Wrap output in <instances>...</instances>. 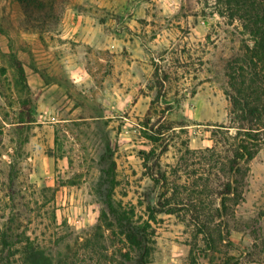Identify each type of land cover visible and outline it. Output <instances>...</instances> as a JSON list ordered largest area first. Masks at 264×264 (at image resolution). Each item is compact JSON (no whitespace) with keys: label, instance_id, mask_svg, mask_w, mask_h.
Returning a JSON list of instances; mask_svg holds the SVG:
<instances>
[{"label":"rangeland","instance_id":"obj_1","mask_svg":"<svg viewBox=\"0 0 264 264\" xmlns=\"http://www.w3.org/2000/svg\"><path fill=\"white\" fill-rule=\"evenodd\" d=\"M54 1L51 19L31 23L15 0H0V264H23L13 243L27 238L55 259L108 264L83 241L103 209L111 161L113 200L140 222L158 211L149 264H264V180L249 173L243 201L206 235L191 218L193 206L217 203L198 193L213 167L205 149L210 125L232 123L227 63L253 45L247 22L224 0ZM10 53L34 103V123L20 129ZM157 122L171 129L152 142L145 135ZM150 150L148 170L140 153ZM230 230L249 237L231 241ZM106 246L109 264H121L124 246Z\"/></svg>","mask_w":264,"mask_h":264},{"label":"trees","instance_id":"obj_2","mask_svg":"<svg viewBox=\"0 0 264 264\" xmlns=\"http://www.w3.org/2000/svg\"><path fill=\"white\" fill-rule=\"evenodd\" d=\"M15 1L22 9L26 22H40L39 18L49 20L54 15V0ZM223 4L232 17L247 22L243 33L253 45H246L244 58L239 57L227 63V82L232 92L224 94L232 106L231 125H210L211 146L205 151L210 156L213 167L207 169V180L198 193L199 195L213 194L217 203L212 207L206 205L199 209L193 206L195 216L191 217L194 223L200 225L197 234L203 235L207 234L205 232L209 224L214 223L215 219L222 220L228 215H233L235 207L243 201L242 188L250 173L249 162L264 146V1L224 0ZM0 31L5 34L1 26ZM10 59L15 91L19 94L18 98L16 97L15 127L20 129L34 123V103L27 85L23 64L13 53H10ZM0 73L4 74L5 71L0 69ZM145 122L147 125L150 121L146 119ZM157 124L156 128L151 125L154 132L145 135L152 142H158L163 129L164 131L166 128L171 129V127L159 125V122ZM230 129H235L236 133L229 134ZM140 154L143 156L144 166L149 170L148 162L154 156V152L150 150ZM103 160H106V157ZM114 168L115 164L111 161L108 168L103 170V185L106 186L103 209L97 223L91 227L84 239L83 246L90 256L96 255L95 258L101 257L105 262L110 260L109 264L113 262V259L108 258L109 250L106 241L109 238L117 239L124 246L118 251L121 264H149L156 234L152 226L157 222L155 214L158 211L151 210L149 219L140 222L135 219L132 207L127 208L120 202L116 203L113 200ZM160 179L166 181L164 175H160ZM208 182H210L209 185ZM178 211L179 209L174 207L164 212L173 214ZM105 233L109 236L106 237ZM208 237L212 242L211 233ZM1 239L3 248H9L12 245L9 236L5 233H2ZM15 243L20 247L12 255L17 252L23 264H72L68 258L60 255L55 259L29 238L24 241H15L13 244ZM110 255L113 258V253ZM6 264L9 263L6 262Z\"/></svg>","mask_w":264,"mask_h":264},{"label":"crops","instance_id":"obj_3","mask_svg":"<svg viewBox=\"0 0 264 264\" xmlns=\"http://www.w3.org/2000/svg\"><path fill=\"white\" fill-rule=\"evenodd\" d=\"M262 148L249 162L250 178L254 176L255 180L257 179L264 180V148L263 149ZM248 237H249L248 234L245 233L244 230H230L228 233V238L231 241L246 240Z\"/></svg>","mask_w":264,"mask_h":264}]
</instances>
